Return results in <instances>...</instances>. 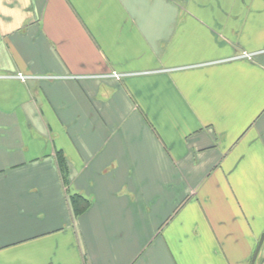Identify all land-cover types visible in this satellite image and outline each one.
Wrapping results in <instances>:
<instances>
[{
  "label": "crops",
  "instance_id": "1",
  "mask_svg": "<svg viewBox=\"0 0 264 264\" xmlns=\"http://www.w3.org/2000/svg\"><path fill=\"white\" fill-rule=\"evenodd\" d=\"M0 264H264V0H0Z\"/></svg>",
  "mask_w": 264,
  "mask_h": 264
},
{
  "label": "trees",
  "instance_id": "2",
  "mask_svg": "<svg viewBox=\"0 0 264 264\" xmlns=\"http://www.w3.org/2000/svg\"><path fill=\"white\" fill-rule=\"evenodd\" d=\"M62 159V158H61ZM59 159V160H61ZM60 169H61V174L63 176V179H65V165L61 163L60 165ZM69 200H70V205H71V210L73 212L74 216H78L81 215L83 212H85L89 205H90V201L83 198L82 196L78 195V194H71L69 195Z\"/></svg>",
  "mask_w": 264,
  "mask_h": 264
},
{
  "label": "built area",
  "instance_id": "3",
  "mask_svg": "<svg viewBox=\"0 0 264 264\" xmlns=\"http://www.w3.org/2000/svg\"><path fill=\"white\" fill-rule=\"evenodd\" d=\"M111 76H113L116 79L121 78V75L118 74V73H116V72H112ZM16 77L19 78V79H21V80H25L26 79V76L25 75H22L21 73L16 74Z\"/></svg>",
  "mask_w": 264,
  "mask_h": 264
}]
</instances>
